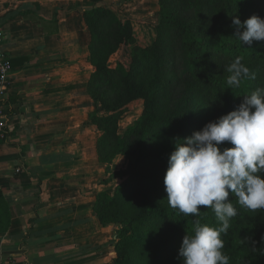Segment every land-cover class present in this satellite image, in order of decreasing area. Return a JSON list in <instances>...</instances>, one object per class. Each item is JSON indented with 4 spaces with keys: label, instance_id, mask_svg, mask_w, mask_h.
<instances>
[{
    "label": "trees",
    "instance_id": "trees-1",
    "mask_svg": "<svg viewBox=\"0 0 264 264\" xmlns=\"http://www.w3.org/2000/svg\"><path fill=\"white\" fill-rule=\"evenodd\" d=\"M91 1L94 6L83 11L94 67L86 85L94 106L89 123L101 131L97 144L101 163L110 164L118 156L127 160L126 168L114 174L124 180L112 193H98L95 200L101 224L115 227V255L109 263L183 264L179 249L184 237L194 233L196 221L213 228L222 225L207 206H198L197 217L169 206L164 178L170 154L178 139L191 137L236 110L244 95L264 88V41L243 45L232 23L235 15L242 23L253 15L264 18V0H159L154 36L144 46L136 44L132 18L104 5L105 0ZM130 45L129 64L111 66L110 57ZM237 57L256 78L233 91L228 89L225 69ZM139 99L142 114L121 133L122 113ZM9 135L5 129L3 140ZM231 147L228 142L220 145L221 150ZM228 201L237 215L227 234H221L222 252L229 264H264V209L243 208L231 191ZM10 223V204L0 186V232Z\"/></svg>",
    "mask_w": 264,
    "mask_h": 264
},
{
    "label": "crops",
    "instance_id": "crops-1",
    "mask_svg": "<svg viewBox=\"0 0 264 264\" xmlns=\"http://www.w3.org/2000/svg\"><path fill=\"white\" fill-rule=\"evenodd\" d=\"M93 6L0 0V50L12 65L10 135L0 140L11 223L0 232V264H110L115 255V227L103 226L94 209L96 195L112 193L124 178L114 175L120 168L104 176L101 131L89 123L94 106L86 85L94 67L83 11Z\"/></svg>",
    "mask_w": 264,
    "mask_h": 264
},
{
    "label": "clouds",
    "instance_id": "clouds-1",
    "mask_svg": "<svg viewBox=\"0 0 264 264\" xmlns=\"http://www.w3.org/2000/svg\"><path fill=\"white\" fill-rule=\"evenodd\" d=\"M236 38L243 45L264 41V18L253 15L241 21L232 16ZM240 29H243L240 31ZM225 71L228 89H239L256 74L237 57ZM228 142L231 148L221 150ZM264 88L244 95L236 110L207 123L191 137L178 139L170 154L164 178L167 201L184 216L200 214L198 206L212 209L221 225H200L186 235L179 249L183 264H229L222 249L221 234H227L237 209L228 201L229 193L250 211L264 209Z\"/></svg>",
    "mask_w": 264,
    "mask_h": 264
},
{
    "label": "rangeland",
    "instance_id": "rangeland-1",
    "mask_svg": "<svg viewBox=\"0 0 264 264\" xmlns=\"http://www.w3.org/2000/svg\"><path fill=\"white\" fill-rule=\"evenodd\" d=\"M133 1V2H132ZM159 0H131L130 4L121 3L120 0H112L108 5L124 17L133 19L134 34L136 44L147 45L152 41L154 36L155 26L158 22ZM107 5V6H108ZM133 46H123L110 59L109 64L115 66L118 62L128 65L131 57ZM143 112V100H135L127 105L121 115L120 132L122 133L126 126L135 121ZM105 177L107 173L124 170L127 166L125 157L118 156L110 164H106ZM113 166V169L111 167ZM102 179V178H101Z\"/></svg>",
    "mask_w": 264,
    "mask_h": 264
},
{
    "label": "built area",
    "instance_id": "built-area-1",
    "mask_svg": "<svg viewBox=\"0 0 264 264\" xmlns=\"http://www.w3.org/2000/svg\"><path fill=\"white\" fill-rule=\"evenodd\" d=\"M3 32L0 30V38L3 37ZM12 65L10 59L0 50V140L4 139V130L8 127V109L7 95L11 85L10 73ZM21 168L17 167L16 172H20Z\"/></svg>",
    "mask_w": 264,
    "mask_h": 264
}]
</instances>
